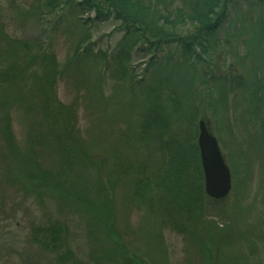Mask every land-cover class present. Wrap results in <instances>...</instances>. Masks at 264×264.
I'll use <instances>...</instances> for the list:
<instances>
[{
  "label": "rangeland",
  "instance_id": "1",
  "mask_svg": "<svg viewBox=\"0 0 264 264\" xmlns=\"http://www.w3.org/2000/svg\"><path fill=\"white\" fill-rule=\"evenodd\" d=\"M148 1L161 13L182 5L181 0H143L145 5ZM45 8V0H0V31L27 44V54L35 53L36 46H48L55 54L56 95L71 107L90 160L81 168L73 164L59 187L41 189L0 147V264H70L60 257L61 250L47 251L32 241L37 229L53 221L64 225L65 245L82 264H122L121 246L123 256L141 258L146 264H264V139L258 133V121L264 120V6L230 9L209 52L199 53L198 61L177 64L180 53L163 43L149 64L153 54L137 50L144 47L142 42L132 44L124 77L117 70L116 55L132 36L124 37L118 22L95 21L93 14L85 13L82 19L89 20L83 28L68 19L48 39L54 20L45 24L35 17ZM144 21L149 31L169 28L162 19L155 25L151 16ZM1 40L5 39L0 37V53L5 49ZM79 42L80 53L90 49L85 58L73 56ZM19 51L20 60L25 53ZM212 75L218 79L215 84ZM230 76L245 90L236 87L228 92ZM216 86L219 105L212 102ZM253 88L263 89L257 107L249 101ZM147 91L155 95V105H170V94L175 98L179 124L160 140L149 134L136 141ZM11 116L17 150L23 156L29 152L26 130L15 112ZM201 118L230 170L231 190L220 200L205 197L200 207L204 216L189 232L179 233L167 220L157 222L144 204L130 201L125 173L129 165L137 169L145 165L151 174V166L161 162L158 147L173 140L185 144ZM37 161L49 178L64 176L59 154L40 153ZM110 200L116 212L111 229L103 213Z\"/></svg>",
  "mask_w": 264,
  "mask_h": 264
},
{
  "label": "trees",
  "instance_id": "2",
  "mask_svg": "<svg viewBox=\"0 0 264 264\" xmlns=\"http://www.w3.org/2000/svg\"><path fill=\"white\" fill-rule=\"evenodd\" d=\"M181 2L182 5L173 11L165 8L166 11L161 13L157 8L154 9L155 5L151 2L148 1V5H145L143 0H45V10L35 17L44 20L45 24H50L54 20L49 26L48 39L53 37L54 28L68 19L73 25L82 27V24L89 20L82 19L81 16L85 13L93 14L92 19L95 21L118 22L120 29L124 30V37L132 36L130 43L129 39L127 40L126 49H121L116 55L117 70L120 76L124 77L126 74L124 61L130 55L132 44L142 42L144 47L138 46L137 50H149L153 54L149 58V64L152 63L154 54L161 50L163 43L180 53L182 59L177 64L198 61L199 53L209 52L208 48L213 44L215 35L227 19L230 9L250 4L264 6V0H181ZM149 16L154 25L162 19L169 25L168 30L160 26L159 29L149 31L144 21ZM0 37L5 39L1 40L5 49L0 53V147L28 173L30 183L34 182L32 184L41 189L57 188L61 182L63 184L67 181L66 176L73 164L81 168L90 159L87 148L76 132L71 107L65 106L57 98L54 87L57 69L55 54L48 46L47 48L36 46L37 51L29 53L28 57L27 50L30 47L27 44L8 39L3 31H0ZM82 42L74 47L73 56L76 58L88 56L87 51L90 50L88 47H85V53H80ZM18 50L19 53H25L20 60ZM35 66L36 68H33ZM211 78L214 84L218 81L214 75ZM235 78L230 76V79H227L230 83L228 92H234L236 87L244 91L242 83L234 85ZM216 89L217 98L212 101L213 105H219L217 86ZM261 90L263 89L253 88L252 97L249 99L250 104L253 102L252 106L257 107L262 101V96L259 98L258 95ZM144 96L148 103L139 114L136 141L149 134L155 140H160L166 130L171 127L174 130L177 127L174 124H179L180 114L177 106L173 104L175 98L171 94L168 95L170 105L166 104L169 107L167 111L164 103L159 102L158 105L153 103L155 97L153 93L147 91ZM157 96L160 97L161 93ZM12 112L17 114L26 130L25 141L29 152L23 156L17 150L18 144L12 132ZM258 127V133L264 139V120L258 121ZM196 136L195 128L185 144L173 140L165 148L160 145L158 153L161 162L151 166L153 170L151 174L147 175L145 165L139 166L141 169L129 165L125 173V183L129 181L130 201L144 204L149 213L155 215L157 222L164 223L167 220L171 229L179 233L189 232V229L194 227L195 220L204 216L200 207L203 199L208 197L203 189ZM44 152L60 155V164L62 168L64 167L62 179L56 176L49 178L51 174L42 171L37 157ZM99 184L104 191L105 187L101 182ZM103 210L104 222L111 226L110 229L114 228L116 212L111 200L108 205L106 203L103 205ZM65 233L64 225L53 221L37 229L32 241L47 251L61 250L60 257L70 264H82L65 245ZM123 250L121 246L122 264H146L141 258L123 256Z\"/></svg>",
  "mask_w": 264,
  "mask_h": 264
},
{
  "label": "water",
  "instance_id": "3",
  "mask_svg": "<svg viewBox=\"0 0 264 264\" xmlns=\"http://www.w3.org/2000/svg\"><path fill=\"white\" fill-rule=\"evenodd\" d=\"M196 143L199 151L205 194L214 200L225 198L231 190V174L216 137L204 119L197 121Z\"/></svg>",
  "mask_w": 264,
  "mask_h": 264
}]
</instances>
